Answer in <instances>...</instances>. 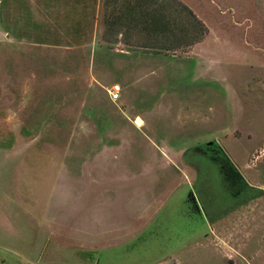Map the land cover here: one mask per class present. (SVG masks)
<instances>
[{
    "label": "rangeland",
    "instance_id": "374dc122",
    "mask_svg": "<svg viewBox=\"0 0 264 264\" xmlns=\"http://www.w3.org/2000/svg\"><path fill=\"white\" fill-rule=\"evenodd\" d=\"M100 5L0 0V264H264V0Z\"/></svg>",
    "mask_w": 264,
    "mask_h": 264
},
{
    "label": "trees",
    "instance_id": "16d2710c",
    "mask_svg": "<svg viewBox=\"0 0 264 264\" xmlns=\"http://www.w3.org/2000/svg\"><path fill=\"white\" fill-rule=\"evenodd\" d=\"M128 9H130V11L128 12V14L130 15V13L132 15H137L138 18L141 17V14L142 13H139V10L136 9L135 7H133L132 5H130L129 1H128V5H127ZM126 9V10H128ZM142 12V11H141ZM138 13V14H137ZM154 24L156 25L157 23L154 22ZM155 28V27H154ZM221 152L223 153L224 157H225V160L227 161L228 165H231V166H228L230 169L232 170H237L235 165L230 161V159L228 158V156L226 155V153L224 152V150L222 148H220ZM237 174V173H236ZM239 176V174H238Z\"/></svg>",
    "mask_w": 264,
    "mask_h": 264
},
{
    "label": "built area",
    "instance_id": "2783aa9c",
    "mask_svg": "<svg viewBox=\"0 0 264 264\" xmlns=\"http://www.w3.org/2000/svg\"><path fill=\"white\" fill-rule=\"evenodd\" d=\"M121 92V86L120 84H115L109 89V93L114 99L119 98Z\"/></svg>",
    "mask_w": 264,
    "mask_h": 264
},
{
    "label": "crops",
    "instance_id": "0c3cea01",
    "mask_svg": "<svg viewBox=\"0 0 264 264\" xmlns=\"http://www.w3.org/2000/svg\"><path fill=\"white\" fill-rule=\"evenodd\" d=\"M100 4H101V0H96L97 7L101 6ZM31 87H32V85H27V88L26 89H30Z\"/></svg>",
    "mask_w": 264,
    "mask_h": 264
}]
</instances>
